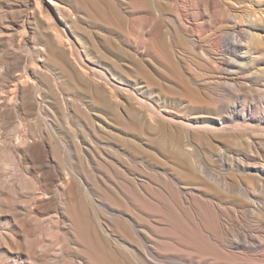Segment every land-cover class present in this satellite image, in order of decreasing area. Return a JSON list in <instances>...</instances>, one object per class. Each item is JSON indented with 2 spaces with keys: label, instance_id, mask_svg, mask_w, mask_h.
<instances>
[{
  "label": "bare ground",
  "instance_id": "6f19581e",
  "mask_svg": "<svg viewBox=\"0 0 264 264\" xmlns=\"http://www.w3.org/2000/svg\"><path fill=\"white\" fill-rule=\"evenodd\" d=\"M80 9L84 15L83 22L88 27L79 25L82 19L76 12ZM95 10L104 17L101 24L107 33L110 22L106 12L93 0H86L83 5L80 0H17L16 3L0 0V45L9 41L13 47L5 49V59L0 61V79L5 83L1 89L4 95H0V203L18 201L33 207L29 214L33 221L28 222L27 230L17 231L10 222H0V247H8L9 251L6 260L0 257V264H115L116 260H112L113 248H118L123 262L128 247L133 248L134 258L139 262L144 253L141 212L160 216L165 212L180 221L181 215L174 206L151 192H145L141 179L137 176L129 178L117 167L118 176L123 179L118 180L121 185L111 183L100 190L93 184L96 186L84 187L82 191L69 172L61 174L56 169L52 143L43 133L27 131L29 123L44 120L52 128L49 137L56 138L68 155L72 154L74 141L78 145L79 142L87 145L97 141L114 154L111 156L116 161H130L137 170L142 169L146 157L151 164H157V156L149 150L155 144L146 141L145 132L162 130L165 135L158 148L161 147L165 153L170 150L179 153H175L174 160L177 170L202 173L203 177L208 171L198 161L195 149L188 147L185 140L200 138L198 131L205 132L203 140H211L215 136L210 137L209 134L229 130L227 123L235 116L199 115L187 119L169 108L168 97L154 94L149 84L140 90L145 96H140L130 87H137L138 84L114 69L117 65L112 59L113 46L109 37L102 38L99 50L96 39L91 37L89 26L96 23ZM165 38H168L167 35ZM113 86L120 90L115 91ZM36 92L39 98L44 94L49 101L42 105L45 100L38 102ZM13 94H16V102L12 101L15 99ZM239 115L244 121L243 128L251 132L253 124H259L257 120L263 114L253 113L249 105ZM177 124L196 131L184 132ZM259 129L260 140L249 136L250 145L256 152H260L258 147L264 148V127ZM215 155L226 166L233 161L226 150L217 148ZM238 165L245 170L254 167L253 177L262 180L264 169L259 163L240 162ZM105 171L114 179L108 169ZM20 178L29 179L36 185L32 195H21L18 188ZM221 181L226 190H236L225 180ZM85 195L90 198L88 203L83 200ZM243 195L249 197L247 193ZM128 203L132 204L134 211L128 210ZM156 206L162 210H157ZM94 211L99 218L93 216ZM110 212L115 214V219L109 216ZM33 226L36 228L33 229ZM128 228L134 235L133 239L128 237ZM25 236L28 244L22 242Z\"/></svg>",
  "mask_w": 264,
  "mask_h": 264
},
{
  "label": "rangeland",
  "instance_id": "374dc122",
  "mask_svg": "<svg viewBox=\"0 0 264 264\" xmlns=\"http://www.w3.org/2000/svg\"><path fill=\"white\" fill-rule=\"evenodd\" d=\"M84 1L86 0H80V3L83 5ZM93 1L106 12L110 26L105 33L101 24L104 17L95 10L96 23L89 26L91 37L96 39L98 50L102 38L106 35L109 37L113 46L112 59L117 65L114 69L138 84L137 87H130L140 96H145L140 90L149 84L154 94L168 97L169 108L187 119L199 115H235L233 120L227 123L229 130L209 134L210 137L215 136L212 141L202 139L204 131H198L200 138L183 137L188 147L195 149L198 161L208 174H203L202 177V173L178 171L174 160L179 153L175 154L172 150L165 153L161 147L158 148L165 135L162 130L145 132L146 141L155 144L154 148L149 150L157 156V164H151L146 157L141 170H137L130 161H116L112 157L114 154L97 141L88 143L89 145L79 142L83 148L74 141L75 148L73 147L72 154L68 155L56 138L49 137L52 128L49 125L48 127L44 120L29 123L26 126L27 131L34 130L45 134L53 146L54 166L61 174L69 172L82 191L87 186L97 185L96 188L102 190L111 183L114 186L121 185L115 169L117 167L119 172L122 171L121 173L129 178L137 176L141 179L145 192H151L167 201L174 206L179 216L181 215L179 221L165 212L163 216L141 212L144 246L141 260L137 262L133 248L128 247L124 261L121 262L118 248H113L112 260H116L115 264H264V174L260 180L252 175L254 167L250 166L245 170L238 165L240 162L259 163L264 169V148L258 147L260 152H256L251 147L249 138L250 136L260 140L262 136L259 128L264 127V0H107V3L106 0ZM16 2L17 0H13V3ZM76 13L82 19L80 27L85 28L87 25L83 22L82 9ZM231 17H235L234 20ZM8 47L13 48L9 41L6 45H0L1 62L5 59L4 52ZM162 54L167 55L164 56L166 61ZM4 85V81L0 79L1 96L4 95L1 94ZM114 87L116 86H113L115 91L120 90ZM37 94L38 92L35 98L38 102L45 100L42 105L49 101L46 95H39V98ZM15 95L13 94V99ZM12 101L16 102V98ZM249 105L253 113L263 114L257 120L259 124H253V132L243 128L244 121L239 115L243 108ZM177 126L184 132L196 131L180 124ZM176 133L179 134L178 131ZM217 148L230 152L233 161L226 166L215 155ZM106 169L114 179L106 173ZM221 180L233 185L236 190H226ZM18 188L21 195L30 196L34 193L36 185L29 179L20 178ZM244 188L246 190L241 191ZM246 193L249 197L243 195ZM86 197L85 195L83 200L88 203L90 198ZM17 203L18 205H14ZM128 208L130 212L134 211L131 203H128ZM155 208L162 210L158 209V206ZM32 209V205L18 201L0 203V222H10L17 231L27 230L28 222L33 221L29 215ZM94 215L99 218L95 211ZM109 216L115 219L113 212H110ZM163 221L164 223H161ZM114 223L117 224L115 221ZM35 228L33 226V229ZM127 232L129 239H133L134 235L129 228ZM22 242L28 244V238L25 236ZM8 254V247H0V257L3 260L8 258Z\"/></svg>",
  "mask_w": 264,
  "mask_h": 264
}]
</instances>
